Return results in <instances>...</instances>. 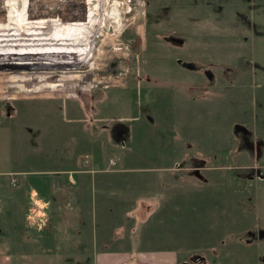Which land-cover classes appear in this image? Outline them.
I'll use <instances>...</instances> for the list:
<instances>
[{
  "label": "rangeland",
  "instance_id": "obj_1",
  "mask_svg": "<svg viewBox=\"0 0 264 264\" xmlns=\"http://www.w3.org/2000/svg\"><path fill=\"white\" fill-rule=\"evenodd\" d=\"M138 154L148 169L112 179L151 182L134 225L152 243L187 264H264V0H0L7 226L29 204L4 201L25 189L8 170Z\"/></svg>",
  "mask_w": 264,
  "mask_h": 264
},
{
  "label": "crops",
  "instance_id": "obj_2",
  "mask_svg": "<svg viewBox=\"0 0 264 264\" xmlns=\"http://www.w3.org/2000/svg\"><path fill=\"white\" fill-rule=\"evenodd\" d=\"M188 68L194 75L199 73ZM144 154L135 159L142 163L121 168L105 167L102 160H96L69 164L74 167L53 166L45 172L8 170L16 177L15 182L9 178L7 187L21 182L25 189L11 192L4 201L22 203L27 195L29 204L25 206V226L21 224L23 211L10 214L14 217L9 219L11 226L0 218V264L189 263L178 243H152L150 234L160 233H151L149 226L134 225L135 218L146 217L142 211L150 208L144 206L156 199L145 193L151 182L143 177L126 182L112 179L113 173L121 170L148 169ZM123 219H133L132 225L122 224Z\"/></svg>",
  "mask_w": 264,
  "mask_h": 264
}]
</instances>
